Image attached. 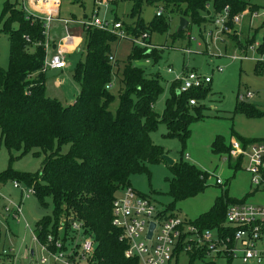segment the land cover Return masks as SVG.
<instances>
[{
	"label": "trees",
	"instance_id": "1",
	"mask_svg": "<svg viewBox=\"0 0 264 264\" xmlns=\"http://www.w3.org/2000/svg\"><path fill=\"white\" fill-rule=\"evenodd\" d=\"M121 2L131 5L127 17L132 23L116 16L109 26L121 23L127 38L144 41L147 46L154 33L169 31L170 17L174 15L201 27L213 23L218 14L229 8L223 33L230 34L235 16L260 10L252 0H108V4L115 6ZM147 7L158 9L151 21L143 17ZM93 16L99 17V14L94 11ZM92 17L86 16L85 20ZM189 28L190 25L175 36H184ZM0 32L10 41L8 68L0 67V145L20 156L29 152L35 156L46 155L38 173L9 169L0 174V184L11 179L32 188L43 208H48L47 201L52 199V215L43 218L35 231L41 242H46L49 235L61 239V234L65 242L74 221L81 225L83 236L93 239L92 264H139L137 259L125 256L128 244L120 240L121 232L113 226V202L121 190L131 187L132 177L148 173L147 165L165 162L167 152L152 140L160 124L166 126L164 138L179 140L182 148L180 160L169 165L173 177L168 181V195L178 202L208 188L210 174L182 157L191 135L190 126L201 114V108L191 106L190 100H204L208 87L179 95L180 82L177 89L172 83L164 111L159 115L154 106L165 88L159 78L146 77L134 65L145 59L157 63L159 55L133 43L117 99L107 87L112 86L111 45L121 38L109 29L90 27L85 29L84 60L78 63L73 74L80 85V94L75 102L64 105L46 92V75L42 72L47 57L44 22L29 17L22 9L21 0L13 4L7 0L0 17ZM144 35L148 38H143ZM261 49L264 50V43L260 53ZM116 103L117 109L113 111ZM236 111L259 115L255 108L242 105ZM242 140H246L244 145L260 143V140ZM65 146H69L67 153L62 151ZM214 150L229 153L220 138L214 143ZM238 204L244 202L230 198L225 190L215 205L191 224L201 230L223 228L229 207ZM189 259L190 264H217L207 261L202 254H192Z\"/></svg>",
	"mask_w": 264,
	"mask_h": 264
},
{
	"label": "rangeland",
	"instance_id": "2",
	"mask_svg": "<svg viewBox=\"0 0 264 264\" xmlns=\"http://www.w3.org/2000/svg\"><path fill=\"white\" fill-rule=\"evenodd\" d=\"M6 1L0 0V17ZM9 1L12 4L16 2V0ZM100 1L102 2L101 5L99 4ZM105 1L82 0L75 3L73 0H62L60 6L61 17L62 19L75 17L80 21H85V17H92L95 11L99 14L100 19L108 23H114L116 16L123 21L132 23L127 17L131 10L129 3L121 2L118 7L112 4L107 9V7H104ZM251 3L258 6L260 10L264 9V0H252ZM97 4L100 5V8L96 6ZM157 10L156 7H147L143 17L146 21H151ZM181 17L177 15L170 17L169 31L165 34L154 33L150 38V44L146 49L159 55L158 62L155 63L150 59H145L135 62L134 65L142 70L146 77L159 78V81L165 87L164 94L160 96L154 106L156 113L159 115H162L165 102L170 96L169 88L171 84L175 83V88H178L179 82L176 78L185 66L190 68L191 71L197 69L202 75L212 78L211 84L207 86L208 88L206 87L208 89L206 98L197 103L196 107L201 108V114L190 126L191 135L182 154L184 161L210 174L208 188L195 197L175 202L168 195V181L173 175L167 161L161 164L147 165L148 173L144 172L132 177L130 185L136 191L150 196L159 209H169L170 214H175L187 221L195 220L202 214L207 213L225 190H227V195L230 198L243 201L247 206L264 207V190H255L252 177L246 170L247 163L239 164L235 159H229L232 144L246 143V140L242 139L264 140V50L261 49V53L259 50H252L256 43L261 45L263 42L262 25L264 20L261 17L254 18L250 30L251 19L246 17L241 25H234V29L229 31L230 34L221 33L219 35L214 24L199 27L196 24H191L187 19L190 23L189 30L184 36H175ZM219 29L221 28L219 27ZM235 29L237 30L235 31ZM110 30H113V26L110 27ZM212 32L214 35L211 37ZM48 33L52 35L51 39L56 34L63 35V25L56 21L53 22ZM121 43V53L116 55L115 60L117 63L113 66L112 74L113 88L111 92L117 99L121 89L120 81L125 63L133 49L132 39H123ZM111 47L113 52L117 44H112ZM188 47L192 54H186L183 51ZM32 50L31 48L30 51ZM243 51L249 52L245 55ZM81 54L78 63L80 60H84L85 54L82 51ZM9 55V37L0 32V67L5 70L9 65ZM53 55L54 53L51 52L50 56ZM112 55L114 56V52ZM234 57L239 58L238 60H232ZM240 57H248V60H240ZM169 67L173 69L172 73L168 72ZM65 75L67 76L66 73ZM71 77L73 78L72 71L68 73V78ZM48 83L49 93L54 95V80L47 79ZM58 91L61 92L60 89ZM250 95L252 98H250ZM241 97L244 98L243 101L239 100ZM239 105L255 108L259 115L253 116L248 111L237 112L236 109ZM117 106V103L114 104L113 111L117 109ZM165 134L166 126L160 124L158 131L152 134V140L165 149L166 156L170 160L177 162L181 158V143L177 139H165ZM218 138L221 139L226 149L229 148V153L224 150H214V143ZM62 151L67 153L69 146L63 147ZM11 156H14L13 161H11ZM45 158L46 155L35 156L33 152L20 156V153H11L4 144H1L0 174L9 169L19 173L36 174L41 170ZM218 179L223 182L222 186L216 183ZM13 184L14 180L11 179L4 184H0V193L15 204H22L24 219L20 223L12 220L7 221L3 208L5 202L0 201V264H14L9 254L2 256L4 251L14 253L16 260L22 264L25 263L24 259L31 251H35L39 258L40 249L38 243L34 240V232L37 224L43 218L50 217L53 212L52 199L47 201L49 207L43 208L35 196L22 199L21 190H15ZM23 188L27 189L26 186H23ZM25 222L30 225L31 229H26ZM62 231L61 229L60 232L62 233ZM212 233L216 237V231ZM77 234V232L70 229L65 242L62 241L66 252L69 253L72 248L74 249L73 245L77 241ZM62 237L61 234V240ZM261 248L264 249V246ZM204 263L195 262L194 264ZM172 264H190L189 256L183 254L178 261H173ZM217 264L242 263L238 256L231 258V260L222 257Z\"/></svg>",
	"mask_w": 264,
	"mask_h": 264
},
{
	"label": "built area",
	"instance_id": "3",
	"mask_svg": "<svg viewBox=\"0 0 264 264\" xmlns=\"http://www.w3.org/2000/svg\"><path fill=\"white\" fill-rule=\"evenodd\" d=\"M62 0H21L22 9L29 17L44 22L45 35L47 40L45 49L47 57L42 69L43 73L49 70H63L67 66L66 55L62 49L55 51L50 56L51 44L48 31L54 21L65 24L77 23L84 29L90 27L100 30L110 28L108 22L93 16L92 20L74 21L60 18V6ZM117 1V0H115ZM108 4V0L105 1ZM101 5V3H99ZM162 10L158 13L162 14ZM261 17L264 19V9L252 13V19ZM229 18V8L215 17V25L224 28ZM244 14L234 17V24H239ZM118 31V32H117ZM121 39H127L122 31L121 23L113 26ZM264 33V27H263ZM143 38H148L144 35ZM264 38V35H263ZM264 42V39H263ZM138 46L147 47L144 41L133 40ZM258 46V45H257ZM190 54V50H186ZM247 59V58H244ZM238 60V57H234ZM242 60V58H241ZM261 61H263L261 59ZM221 70V69H220ZM169 73L173 70L169 69ZM176 80L180 82L178 92L187 94L209 86L212 78L202 75L197 71H188L179 75ZM250 98L252 96L250 95ZM243 101L244 98H239ZM191 106H197L195 99L190 100ZM231 157L242 158L247 163L246 170L252 177V184L255 190H264V142L244 145L242 143L232 144ZM218 185L223 182L217 180ZM15 189L22 192V199L35 196L32 188H23L22 184L15 181ZM3 205L6 218L17 223L24 219L22 204H15L7 200L0 193V201ZM113 226L120 230V240L128 244L125 256L128 259H137L139 264H172L186 254H202L208 261L218 262L222 257L236 258L239 256L242 264H264V250L261 245L264 241V207H252L244 204L231 205L228 209L223 228L201 230L192 225L191 221L183 220L177 215L159 209L152 199L144 197L132 187L121 190L113 202ZM72 230L77 232V241L71 252L64 250L62 240L54 235H49L46 242H41L34 232V240L38 243L40 257L32 251L25 258L24 264H92L91 258L94 255V243L92 238H86L82 234L81 225L72 223ZM151 224L155 225L152 237L148 238ZM27 229L30 225L25 222ZM216 231V237L213 236ZM79 240V242H78ZM1 242V238H0ZM11 253V252H10ZM9 253L4 251L2 256ZM1 262V260H0ZM14 264H16L14 262ZM21 264V263H19Z\"/></svg>",
	"mask_w": 264,
	"mask_h": 264
},
{
	"label": "crops",
	"instance_id": "4",
	"mask_svg": "<svg viewBox=\"0 0 264 264\" xmlns=\"http://www.w3.org/2000/svg\"><path fill=\"white\" fill-rule=\"evenodd\" d=\"M99 3H102V2H99ZM112 4H107L105 3V6L104 7H107V9H109V7L111 6ZM116 6L118 7L119 6V3L116 4ZM98 7L100 8V5H98ZM60 11V10H59ZM253 13V12H252ZM252 13H242L244 14V18L243 20L241 21V23L239 24H234L235 26H238V25H241L242 22L245 20L246 17H250L251 19V23L250 25L252 24V21L254 19H252ZM240 15V14H239ZM67 19H71V18H67ZM71 20H74V19H71ZM264 20V19H263ZM74 21H80V20H74ZM55 22V21H54ZM57 22V21H56ZM60 23V22H59ZM63 25V28H64V34L62 35H55L54 37H52L51 39V34H49V40H50V44H51V50H50V53H55L56 50L58 49H62L63 52L65 53L66 55V61H67V66L65 69L63 70H49L47 73H45L46 75V92H47V95L49 94L50 97L52 98H56L58 100H60L63 104H72L73 102H75L76 98L79 96L80 94V85L79 83H77L74 78H68V73L69 72H73L74 74V70L76 69L77 65H78V60L80 58V56L82 55L81 54V51L83 52V54H85V37H86V34H85V29L83 27H81L80 25H78L77 23H71L69 25H65L63 23H60ZM214 24V26L216 27V31L217 33L220 35L221 33L224 32V28H221L220 26H216L215 25V19H214V22L212 23ZM179 27V25H178ZM219 27L221 29H219ZM252 29V25L250 27V30ZM110 30V28H109ZM237 29H235L236 31ZM110 31H113V30H110ZM189 35V34H187ZM214 35V33L212 32L210 34V36L212 37ZM47 37V36H46ZM217 39V38H216ZM123 40V39H122ZM122 40H118L112 44H117V47H115V49L113 50L114 52V56L112 55L113 52L110 54V61L112 62L113 66L115 63H117V61L115 60L116 58V55H119L121 53V49H122ZM263 41V39H262ZM258 45V46H257ZM263 45V42L260 44H255L254 47H252V50H256L258 51L259 48ZM54 46L56 47V49H54ZM245 46V45H243ZM200 47V45H199ZM255 48V49H254ZM189 49V47H188ZM188 49H183V51L186 53V50ZM84 50V51H83ZM190 50V49H189ZM241 50V49H240ZM242 51V50H241ZM191 52V50H190ZM245 55L248 54V52H245L243 51ZM49 53V55H50ZM81 54V55H80ZM188 54V53H186ZM192 54V52L190 53ZM239 58V57H238ZM242 58V60H248V57H240ZM244 58H247V59H244ZM71 60V61H70ZM234 60V58L232 59ZM241 60V59H240ZM81 61V60H80ZM79 61V62H80ZM169 69H172L171 67L168 68ZM173 70V69H172ZM194 70V69H193ZM192 70V71H193ZM188 71H191L190 68H188L187 66H185L180 75L181 74H186ZM195 71H198L197 69H195ZM68 72V73H67ZM199 72V71H198ZM65 73L67 74V76L65 75ZM47 79H51V80H54V83L53 84V87L55 88L54 90V95L51 93H49L50 89H49V83L47 84ZM113 88V85L112 86H108L107 89L109 90H112ZM165 88V87H164ZM61 90V92H59L58 90ZM170 89V88H169ZM170 92V90H169ZM179 95H181L179 92H178ZM197 101V100H196ZM198 103V102H197ZM260 142H264V140H260ZM256 143H259V142H256ZM232 147V145L230 146ZM229 159H234V158H230L229 156ZM238 163V160H241V163H244L245 161L242 159V158H238V159H235ZM15 182V181H14ZM22 184V183H21ZM22 186H26L24 184H22ZM27 187V186H26ZM14 188V186H13ZM15 189V188H14ZM15 190H18V189H15ZM22 196V195H21ZM7 221H10L12 219L10 218H6ZM13 221V220H12ZM26 227V226H25ZM27 229V228H26ZM264 246V241H263V244L260 246V247H263ZM262 249V248H261ZM264 250V249H263ZM9 257L12 258V262L16 263V264H19L21 262H18L16 260V256L14 255V253H9ZM26 258V257H25ZM1 260V259H0ZM24 262H25V259H24ZM22 264V263H21Z\"/></svg>",
	"mask_w": 264,
	"mask_h": 264
},
{
	"label": "water",
	"instance_id": "5",
	"mask_svg": "<svg viewBox=\"0 0 264 264\" xmlns=\"http://www.w3.org/2000/svg\"><path fill=\"white\" fill-rule=\"evenodd\" d=\"M189 25H190L189 21L186 18L181 17L180 21H179V27L177 28V33L179 34L183 31H185L189 27ZM54 49H56L55 46H54ZM164 160L167 161L169 163V165H171V166L174 165V163H175V161L170 160L168 158V156H166V155L164 156ZM72 222L74 223V221H72ZM154 228H155V225L151 224L148 238L152 237V232H153ZM32 254H33V251H32Z\"/></svg>",
	"mask_w": 264,
	"mask_h": 264
}]
</instances>
